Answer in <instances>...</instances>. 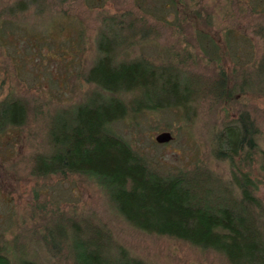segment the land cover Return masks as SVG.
<instances>
[{
  "label": "rangeland",
  "instance_id": "obj_1",
  "mask_svg": "<svg viewBox=\"0 0 264 264\" xmlns=\"http://www.w3.org/2000/svg\"><path fill=\"white\" fill-rule=\"evenodd\" d=\"M20 1L0 0L5 18L0 25V99L11 92L28 98L30 106L25 124L0 131V243L9 246L10 256L18 244L42 264H73L62 255H49L38 236L46 218L64 212L92 216L132 255L150 264H229L216 251L135 229L92 178L33 177L29 158L47 149V114L81 99L90 85L81 73L95 57L102 16L130 10L157 29L137 53L159 62L187 46L193 54L188 71L209 77L223 71L228 85L239 90L219 102L201 97L187 111L173 105L128 115L115 121L114 128L165 168L200 160L230 175L229 162L212 155L218 145L212 134L225 121L247 111L259 125V147L264 148V93L253 76L264 59V0H22L29 2L27 10L15 12L12 7ZM162 130L172 138L159 143L154 137ZM240 168L258 181L264 197L262 153L255 151Z\"/></svg>",
  "mask_w": 264,
  "mask_h": 264
},
{
  "label": "trees",
  "instance_id": "obj_2",
  "mask_svg": "<svg viewBox=\"0 0 264 264\" xmlns=\"http://www.w3.org/2000/svg\"><path fill=\"white\" fill-rule=\"evenodd\" d=\"M28 3L21 0L12 9L23 13ZM153 35H157L156 25L130 10L102 16L95 57L81 73L90 85L81 99L47 114V149L30 155L29 173L36 178L69 174L92 178L135 229L216 251L229 264H264V197L258 181L240 168V162L252 161L255 151L264 157L259 125L247 111L212 134L218 143L212 155L229 162L230 175L200 160L165 168L114 128L115 121L128 115L173 105L187 111L201 97L219 102L239 90L236 84L228 85L223 71L211 77L188 71L193 54L187 46L183 53H169L159 62L137 53ZM253 76L264 93V59ZM29 110L28 98L11 92L4 95L0 131L25 124ZM42 228L38 236L48 254L62 255L73 264H150L132 255L90 215L55 213ZM8 247L0 243V264H13V258L16 264H42L25 254L22 245H13L12 257Z\"/></svg>",
  "mask_w": 264,
  "mask_h": 264
},
{
  "label": "water",
  "instance_id": "obj_3",
  "mask_svg": "<svg viewBox=\"0 0 264 264\" xmlns=\"http://www.w3.org/2000/svg\"><path fill=\"white\" fill-rule=\"evenodd\" d=\"M154 138L159 143L167 142L168 140H170L172 138V134L169 130H162V131L158 132L157 134H155Z\"/></svg>",
  "mask_w": 264,
  "mask_h": 264
}]
</instances>
